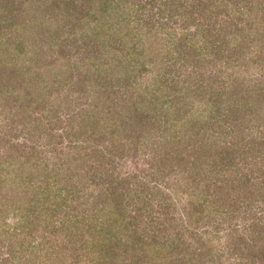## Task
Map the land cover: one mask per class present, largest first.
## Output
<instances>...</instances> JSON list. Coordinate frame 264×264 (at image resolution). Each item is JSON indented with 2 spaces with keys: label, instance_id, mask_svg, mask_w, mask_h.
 Listing matches in <instances>:
<instances>
[{
  "label": "rangeland",
  "instance_id": "374dc122",
  "mask_svg": "<svg viewBox=\"0 0 264 264\" xmlns=\"http://www.w3.org/2000/svg\"><path fill=\"white\" fill-rule=\"evenodd\" d=\"M103 1L0 0V172L9 176L0 190L1 197L8 194L0 199V214L7 210L0 216V264H79L67 227L47 229V244L37 243L50 210L37 217L29 200L69 193L64 208L74 215L82 206L68 183H86L85 199L98 198L99 187L112 182L130 190L138 183L131 175L144 166L158 175L143 179L155 186L154 195L134 219L144 237L169 253L162 262L158 251L146 250L142 264H184L191 250L200 264H264L260 195L246 212L230 205L225 216V205L208 206L187 230L181 227L189 199H200L189 193V162L180 159L200 154L216 170L195 169L198 160L190 165L200 196L217 198L228 184L234 197L244 175L259 182L258 192L264 188V0H125L123 8ZM86 124L96 134L78 137ZM36 149L48 157L27 186L19 179L35 167L31 157L45 155ZM48 179L50 191L42 193ZM161 190L170 195L169 209L159 205ZM174 218L177 228L170 226ZM230 221L236 230L229 234ZM177 229L192 243L189 251L182 242L171 245ZM66 235L71 238L63 246ZM135 251H118L110 264H135Z\"/></svg>",
  "mask_w": 264,
  "mask_h": 264
},
{
  "label": "trees",
  "instance_id": "16d2710c",
  "mask_svg": "<svg viewBox=\"0 0 264 264\" xmlns=\"http://www.w3.org/2000/svg\"><path fill=\"white\" fill-rule=\"evenodd\" d=\"M114 2L115 0H104L102 4L103 6H111L114 4L119 6L120 4L121 5L120 7L122 8L124 7L123 5L125 4V0H117V2L115 3ZM129 109L132 110L131 107H129ZM131 112H134V110H132ZM106 123L107 122H103V124H106ZM87 124H86L87 128L85 127V130H82L81 134H79L78 137L81 138V137L86 136L87 133L93 132V131H87V129L90 127L89 125L87 126ZM93 134H96V133L93 132ZM78 137L75 138V135H73L71 138L73 140H78ZM119 137H121V134H119ZM34 151L36 152L41 151L45 155L44 157L38 158L36 156L37 153H35L33 154V157H31L32 163L35 162V167L31 168L30 175H24L20 177L19 179L20 181L26 182L27 186L33 185L34 182H32L33 181L32 174L35 173V169H36V173L42 169L43 165H45L44 162L48 157L47 153L44 150L36 149ZM216 155L223 156V158H225L228 155V153L226 152L222 153L221 151H219L218 153H216ZM75 156H77V153H75ZM201 157L202 155L198 154L196 158L190 161L187 159L192 158V157L188 156V158H185V155H180V159L182 158L185 160V162H189L188 167L186 168L188 169L187 171L188 174L186 178L191 187L189 188V193L195 194L200 199L199 202L196 204H192L193 202L191 203V199H189L190 203L187 202L185 206L187 209L186 210L187 218L181 220L182 222L181 227L185 228L184 230H187L188 227L194 224V221H197L200 218H202L208 206L209 208H211L213 207V205H216L215 207L219 208L220 206L225 205L226 206L225 212H223V210L222 212L227 213L225 214V216H227L229 215L228 211L231 208L230 205L232 207L235 205V207L233 208L235 209V211L240 210L241 212L243 211L246 212L248 211L249 207L251 209V205H253L254 201L257 202V200H259V199H256L257 197L255 198V196L260 195L262 198H264V188L262 187V191L258 192L259 182L248 181L249 178L247 175L240 177L241 178L240 181L242 182L244 178L246 179V181L243 182L246 185L243 183H240V184H243V186L242 187L238 186L239 189L233 192V194L235 195L234 197L233 195L229 196V193L227 191L228 184H226V186L219 192V195L217 196V198L214 197V195L212 194H210L209 196L207 195L208 197L206 196L204 197V195L200 196V194L197 193L200 187H199L198 181L197 182L195 181L197 178L194 173V170L202 169V168L207 169L203 171L205 174L210 173V171L216 172V170L213 167L210 166L209 168L208 165H206L205 161L201 162ZM197 160L201 162L200 167L193 169L190 165L196 166L198 163L196 162ZM27 162H30V161H27ZM237 164H238L237 161L233 163V165L235 166ZM161 166L165 167L162 164L160 165V167ZM4 168L8 169V166L4 165L3 167L2 165V169ZM157 170L158 172H160L159 166ZM77 171L78 169L73 170L72 172H77ZM149 172L155 173L154 177L158 175L154 170L148 169V167H145V166L141 170V172H136L133 175H131V178L136 179V181L138 182L132 185V188L130 189L131 191L124 190V189L120 190L119 184H115L114 182H112L108 186H106L105 189L104 188L102 189V187H99L100 192L97 194L98 198H94L95 196L89 197V194H88L87 200L85 199V194H84V188H87L86 183H83V187L77 186V180H75V182L68 183L67 186L73 190L72 194L73 195L76 194V197L79 199V202L81 203L80 206H82V209L80 211H77V213H75L74 215L69 214L71 212L70 209L64 208L65 200H68L71 197V194L69 193L68 194L60 193V195L62 194L63 199L59 198L60 195H54V196L51 195L50 192L47 193L46 195L47 197H44L43 200L41 198H37V196L32 197V199L29 200L30 202L28 203L27 207L29 209H32L33 212H35L37 217H43L42 212H44L45 210H50V213L46 214L45 220H41V223H43V227H42L43 229H42V234H40L41 240H39V242L37 243H39V245L47 244V236L45 237L44 233L47 234V229H52V227H55L59 224L58 226L60 227H67L69 229L68 231H70L69 234L75 236V237L72 236L75 241H72L70 246L73 247V250H75L76 252L80 251L78 252V254H80L79 257L77 259L76 258L74 259L78 261L79 264L81 263L110 264L111 261H115V258H118L117 257L118 251H123V253L125 252V256H126V253H128V248L130 246H132L134 250L135 249L137 250L133 254L134 256L133 259L136 261L135 264H142L144 255L145 254L147 255V253H145L146 250L147 251L154 250L155 252L158 251L159 254L157 255L160 256V261L162 262L165 261L164 257L167 256V254L169 253V251L168 252L166 251L168 250V247L161 246L160 241L156 239H152V237L149 239L148 237L147 238L144 237L142 234H144L145 232H143L144 230L140 226L141 223H137V219L136 218L134 219V217L138 215V213H141L143 211L142 209L143 207L145 208L146 206H148L147 204H151V200H152L151 196L154 195V193H150L149 191L154 192L155 186L151 185L149 182L143 181V179H146L145 177L149 174ZM79 175H81L80 180L82 179V177L85 178L84 175L81 173H78L77 175H74L73 173V177H78ZM165 177L166 176L164 175L163 178ZM8 179H9V176L7 174L3 172V175H2L0 172V180L3 183V185L0 186V190H2L1 188H5ZM14 179H16V177H14ZM52 182L53 181L50 179L46 181L47 187L44 188V191H42L41 189L43 187L38 185L40 188L38 192L42 191V193H44L46 191H50L49 190L51 188L50 184H52ZM145 190H148V192L144 193ZM161 191L162 193L160 194H161V200H163V203H160L159 205L160 207L164 206L163 208L169 209L170 195H168V193H166L164 190H161ZM5 196L8 197V194ZM5 196L4 195L2 197L0 196L1 201L5 199ZM57 196H58V199L56 200V202L54 203L52 201L51 203L49 202L50 201L49 199L51 197H57ZM125 196H128L127 200L125 199ZM81 197H84V199L82 200ZM89 198H92V199H89ZM155 198H157V195L155 196ZM100 199L101 200L104 199V200H102L103 202L102 205L98 207L97 205L99 204L98 201ZM92 201L94 202V204L92 207H90V205L88 204L91 203ZM78 204H77V208L79 206ZM149 208L152 209L153 205H149ZM6 211L7 210L3 209L0 216L5 218ZM58 211H62L63 217H60V218L55 217ZM166 211L168 212V210ZM176 218H174V223L170 225L175 228L179 226V223L176 222L177 221ZM147 224L148 222H144V226H147ZM149 225H152V223H150ZM234 225L235 224L232 221L229 222V228H228L229 230L227 229V233L230 234L232 231L236 230V228L233 227ZM255 226H256L255 221H253L251 224L249 223L248 227L249 228L251 227L249 230L251 233L254 231L253 228ZM176 233L177 235L176 237H173L171 245L175 244V245L180 246V243L182 242L181 243L182 248L188 249L189 251V249L192 248L193 245L192 243H189L185 240L183 230L180 231L179 229H177ZM203 233H201L202 235H200L201 239H202V236H205ZM211 234H209L208 236L209 241L212 240L213 238ZM69 238L71 237H69V235H66V239L65 238L60 239L59 244L63 246L68 245ZM54 250L55 249L51 248L50 250L46 252V255L49 254L48 256H50V254L54 253ZM13 252H14V249L10 245V254H11L10 257L11 258H14ZM57 252L59 253V256H61L60 254L61 252H63V250L59 249L57 250ZM76 252H73V253H76ZM193 252H194L193 250L189 251V253L185 252L186 255H183L185 258L182 260L184 261V264H200V259L196 261L195 255L193 254ZM30 253L34 255L33 258L35 257L37 258V256H39L37 249H35L34 247L30 251ZM135 255L137 256V258H140V259L142 258V260L138 261ZM68 256H70L69 252L64 251V254L61 258H64V260L65 259L67 260V258H69ZM119 262L120 261H117V263ZM157 262L159 263V261ZM164 264H168V261L165 262Z\"/></svg>",
  "mask_w": 264,
  "mask_h": 264
}]
</instances>
